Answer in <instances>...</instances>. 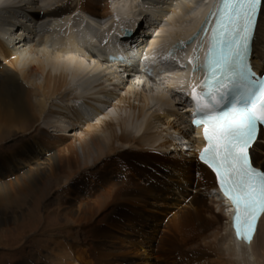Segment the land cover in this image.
<instances>
[{"label": "bare ground", "instance_id": "1", "mask_svg": "<svg viewBox=\"0 0 264 264\" xmlns=\"http://www.w3.org/2000/svg\"><path fill=\"white\" fill-rule=\"evenodd\" d=\"M107 1L0 0V129L25 133L39 121L56 132L52 136L47 130L34 129L35 136H40L42 141L31 143L26 151L33 148L34 154L49 152L50 160H47V164L44 160L34 163L31 171H27L26 177L19 181L21 186L23 189L33 186V179L46 175L47 167L50 168L47 175L52 176L57 171L62 174L59 182L64 179L63 184L66 185L62 186L61 192L60 189H56V192L59 198L65 194L73 197L70 198L74 204L63 212V216L69 217L71 220L67 221L75 223L77 228L67 237H61L70 243L68 264H264V214L250 242L234 237L229 223L232 209L223 207L221 197L216 192L212 193L215 188L214 176L196 160L193 149L199 140L191 138L188 116L179 103L177 107L181 106L185 115L176 114L172 87L187 71L181 73L176 65L175 69L168 68L167 73L174 77L172 82L165 81V76L159 77L161 82H154V79L148 81L144 76L137 79L130 76L131 73L120 81L121 77L116 72L106 73L110 68L102 67L112 65L120 68L118 64L108 63L105 54L118 51L116 33L125 28L122 26L119 30L118 26L128 21L123 18V13L134 8L138 2L111 0L110 10L113 14H110ZM217 2L140 0V9L151 11L152 19L156 18L150 22L151 30L156 32L146 51L149 57L146 68L154 64L152 74L160 60H168L164 57L168 46L193 37L206 13ZM133 19L134 16L130 15L127 27H135ZM13 20L21 24L28 21L24 30L32 38L31 42L23 40L19 45V48L27 47L24 51L17 48L20 40L16 43L12 38L16 36L12 35L9 27L10 22V26L14 25ZM118 36H121V32ZM197 40H194L195 44ZM254 40L252 61L257 69H264V3ZM103 41L105 44L101 47ZM139 44H136V48ZM87 51L95 53V57L90 58L92 55ZM174 57L178 58V62L181 60L177 54L164 64ZM37 76L43 80L38 82ZM56 76L62 78L61 83L54 81ZM101 77L105 78L99 83L102 86L109 81L111 85L125 89L116 102L118 105L126 95L136 94L131 86L133 81H142L141 86L147 83L148 87H161L167 93L139 94L140 105L135 119L128 113L118 116L111 110L96 119L99 122L106 118L131 130L135 136H127L126 133L113 135L112 125L105 124L104 129L108 131L106 136L102 139L91 137L89 145L85 143V158H91L92 154L95 157L91 158V166L84 162L81 168L75 145H68V153L63 154L65 149H55L54 142L47 136L55 142L63 141L65 137L56 134L65 135V132L72 130V121L77 123L85 116L102 115L104 111L102 107H95L89 102L79 103L72 111L68 104L48 105V100L50 95H57L62 88H74L79 94H87L89 90L81 91L82 87L98 83ZM95 97L99 103V94ZM153 108L154 112L151 110ZM165 108L167 111L162 113ZM151 119L158 127L165 129L163 132L172 130L176 137L172 136L173 139L167 141L165 134L163 136L162 132L161 135L154 130ZM182 125L183 128L180 127ZM178 137L181 145L185 143L189 146L186 155L190 158L180 153L181 146L175 143ZM259 138L264 143V132ZM37 148L38 151L35 150ZM91 148H95V153ZM257 148L264 146L261 147L259 143ZM252 162L255 167L264 168V151L254 152ZM10 164L12 171L23 168H17L12 162ZM93 167L98 170L91 171ZM186 190L191 194L185 195ZM204 194L209 195L211 201H205ZM185 198L187 201H184ZM56 210L53 209V212L59 209ZM168 210L172 211L171 215ZM11 218L15 217L3 214L0 221L5 223ZM164 218H167L165 224L162 222ZM60 230L55 229L56 232ZM153 248L154 254L147 251ZM140 249L143 252H134Z\"/></svg>", "mask_w": 264, "mask_h": 264}, {"label": "rangeland", "instance_id": "2", "mask_svg": "<svg viewBox=\"0 0 264 264\" xmlns=\"http://www.w3.org/2000/svg\"><path fill=\"white\" fill-rule=\"evenodd\" d=\"M110 1L111 0L107 1L108 11L110 14H113V11L110 10ZM140 6L141 3L140 0H138V2L134 4V8L127 9L123 13V18L128 19V21H126V23L119 24V30L120 27L127 26V23L130 21V15L134 16V24L140 23L141 21L147 24V17L153 15L151 11H142V8L140 9ZM143 22H141L142 25L144 24ZM13 23L19 24L17 20H13ZM148 27L149 29H147L146 26L144 27L142 32V34L144 33V35H141L142 38H145V35L148 31L153 32L151 37L154 36L153 34L156 31L153 29L151 30L150 24H148ZM15 32L18 33L20 31ZM119 32H121V30ZM119 32L116 33L118 40L119 38H121V36H118ZM112 33L116 36L114 32ZM12 38L16 40V43L19 41L15 39L16 37L14 36ZM19 38H21V36ZM138 41L140 42L142 41V39H139ZM21 43L22 41L20 40L17 48L21 51H24V48L26 50L27 47L19 48V45ZM121 45L122 44H120V46ZM123 46L124 45H122V47ZM124 47L130 50L133 49L132 45L130 44H127ZM102 67H104L105 69L110 68V70H108L106 73L116 72V74L121 77L120 81H122V78L124 76L118 69L119 67H112V65H103ZM37 77L39 79H36L38 80V82H41L43 80L41 76ZM53 79L57 84L62 82V78H60V76H56ZM104 79L105 78L101 77L98 83L87 88L82 87L81 91L89 90L87 94H79L78 92H75L74 88H62L57 93V95H53L52 97H50L51 95L49 96L50 99L48 100V105L58 106V103H62L64 105L68 104V107H70V109H72L73 111V108L79 103L89 102L90 104L92 103L95 107H102L104 111L102 115L91 114L85 116L83 117L85 119L77 123L76 121H72V127H70L72 128V130L70 129L69 132H65V135H62L63 133L56 134L64 136L65 139L63 141L58 140L55 142L51 140L52 137L47 136L48 138H50V141L54 142L52 144L55 149H65V151L62 152L63 154L68 153L70 149L68 147L71 144L75 145L81 168L83 167L84 162L88 166H91L93 159L92 156L95 157V155L92 154V159L85 158V146H87L85 145V143L88 142L87 144L89 145L91 137L102 139L104 136H106L108 134V131L104 129L105 124L112 125L113 135L126 133L127 136H135L131 130H126L117 123H112L108 119L106 120V118H103V121L100 120L99 122L96 119L102 118L103 115H105V113L109 112L110 110L115 112V114L118 116H123L124 114L126 115L128 113L132 118L135 119L134 116L135 114H137V107L140 105L138 97L139 94L167 93L161 87H154L155 85L153 87H148L147 83H144L143 86H141L142 81H133L134 83H132L131 86L134 87L133 89L134 91H136L137 95L132 93V96L126 95L123 102L118 105L116 102L122 96V94L125 93V89H123L122 86L115 87L113 84L111 85L109 81H105L102 86L99 83H102ZM127 84L129 85L130 83L127 82ZM100 87H103V90ZM94 94H99L102 102L100 101L98 103L99 100H97ZM132 107H134L135 109H132ZM47 108L49 109V107ZM174 108L176 109L177 115H185L182 114L183 108L181 106L177 108L175 106ZM151 110H153L154 112V108ZM165 111H167V108H165V110L161 112L165 113ZM150 121H152V124L155 127L154 130H156L158 134H161V132L163 136L165 134L164 138H166V140L168 139L167 141L170 142L173 138L176 137V134L174 132H171L172 130L163 132V130H165L164 128L158 127V124H156L153 119H151ZM1 127L3 126L1 125ZM180 127L183 128V125ZM35 128L47 130V132L52 136L54 135V133H56L53 131V128H48L39 121H36L33 127L25 133H23L22 131L12 132L11 130L5 131L3 129H0V217L3 214H6V216L11 215L15 217L6 220L5 223H2L3 221H0V264H25V262L31 264H64L65 262V264H68L69 260L67 259V257L71 254L69 241H66L61 237H67V234H71L73 231H76L77 228L74 225L75 223L72 224V222L67 221L69 217L67 218V216H63V212L67 211V209L69 208L71 209L72 203L74 204V202H71V198L73 199V197H71V195L65 194L59 198L56 192V189H60L61 192L62 186L66 185L63 184L64 179H61V182H59V176H61L62 174L57 171L52 176L47 175L48 170H50V168L47 167L46 175L39 179H33V186H26L25 189H23L19 182L26 177L27 171H31V167L35 165L34 163H41V161L44 160V163L47 164V160H50L49 152H41V154L43 153L41 155L39 153L34 154L32 152L33 148L31 150H28V152L26 151V149H28V147L32 145L31 143L35 144L36 142L42 141L40 136H35ZM169 135H171V138ZM175 141V143H180L181 139L178 137V139H176ZM260 145L261 147H263L264 143L260 142ZM113 146L116 147V144H113ZM35 150L38 151L39 149L37 148ZM91 150L92 153H95V148H91ZM180 153L184 154V157L186 156L185 158H190L189 155H186L189 153V151H180ZM260 156L263 157V155ZM11 162L14 166L16 165L17 168L23 167L22 170H16L17 172L12 171V167L10 164ZM20 163H22V166H20ZM96 170H98L97 167H93L91 171ZM57 183L59 185H57ZM184 194L188 196L189 194H191V192L186 190ZM203 197L205 201H211L209 195L204 194ZM59 203H61V205H59ZM53 209L59 210H56L57 212H53ZM167 212H169V215L172 214L171 210H168ZM166 219L167 218H164L162 220L163 224H165ZM57 228H61V230L56 232L55 229ZM61 245L63 246V248ZM147 251L154 254V248ZM134 252H143V249ZM134 259L135 258L133 257V260Z\"/></svg>", "mask_w": 264, "mask_h": 264}, {"label": "snow or ice", "instance_id": "3", "mask_svg": "<svg viewBox=\"0 0 264 264\" xmlns=\"http://www.w3.org/2000/svg\"><path fill=\"white\" fill-rule=\"evenodd\" d=\"M262 3L220 0L216 12L207 14L206 23L213 26L204 65L205 90L197 94L194 88L191 94L192 124L203 126L206 142L198 159L215 174L219 190L233 206L232 226L244 242H250L255 222L264 214V168L252 162L254 152L264 151L257 148L258 125H264V80L256 78L250 62L256 13ZM202 31L207 33L208 28Z\"/></svg>", "mask_w": 264, "mask_h": 264}]
</instances>
